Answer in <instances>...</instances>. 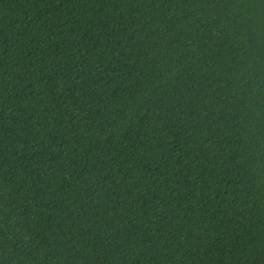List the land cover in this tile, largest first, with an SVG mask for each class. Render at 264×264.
<instances>
[{"label": "trees", "instance_id": "1", "mask_svg": "<svg viewBox=\"0 0 264 264\" xmlns=\"http://www.w3.org/2000/svg\"><path fill=\"white\" fill-rule=\"evenodd\" d=\"M0 264H264V0H0Z\"/></svg>", "mask_w": 264, "mask_h": 264}]
</instances>
